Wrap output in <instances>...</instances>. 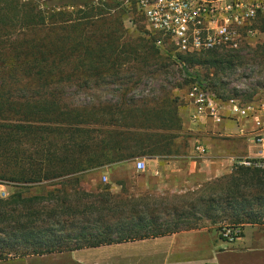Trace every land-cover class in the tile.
<instances>
[{
  "label": "trees",
  "instance_id": "trees-1",
  "mask_svg": "<svg viewBox=\"0 0 264 264\" xmlns=\"http://www.w3.org/2000/svg\"><path fill=\"white\" fill-rule=\"evenodd\" d=\"M109 2L110 0H64L59 4L53 0H46V6L50 8L89 7L91 11L96 9V17L101 14L117 16L130 12L123 2L121 5L118 2L113 6H110ZM64 14L66 16L62 20V26H56V24L48 26V22H45L40 12L30 4L23 3L21 0H0V38L16 31L24 35L21 38H15L16 42L22 40L24 50L9 52L4 48L0 52V58L6 60L10 58L24 60L22 64H0V151L6 157L10 154L9 159L14 160V169L7 171L6 175H0V178L20 183V188H23V183L59 178L66 174L81 175L88 168L106 164L116 157L131 156L134 147L131 144L132 140L146 141L145 137H136L135 129L138 127L135 112L139 111L138 109L121 110L114 104L73 106L64 100L61 95L63 89L60 87L49 88L46 91L47 96L41 99L31 95L30 97L17 96L10 101L6 89L10 78L40 79L45 76L47 81L42 84V87H47L58 76L71 77L68 73L70 70L64 71L56 61L70 62L75 53L74 49L80 44L84 45V42L79 40L78 45L72 46L75 37L71 31L76 25H72V13L64 12ZM38 27H45L47 33L43 36L25 37L28 35L26 31H32L34 28L36 30ZM59 30L64 32L60 35L56 34ZM81 38H84L83 34ZM148 38L154 43V47H159L154 34L148 35ZM258 47H264V44ZM81 49L80 57L85 59L89 52L85 47ZM164 51L175 63L178 59L189 67L204 65L219 72L239 66L243 52V50H211L199 54H178L175 58L172 51ZM157 52V49L154 50V53ZM121 53L115 50L111 53L109 59L111 57L114 61L110 68L94 65L86 67L85 64L82 72L87 77L102 76L108 70L118 73L120 71L112 67H115L117 61L124 59V54ZM98 56L101 59L107 57L102 53ZM187 74L191 82L200 79L197 74L190 71ZM205 79L209 81L218 97L223 99L230 97L218 91L215 81L210 78ZM24 88L34 95L41 91L40 83L25 84L22 89ZM251 97L252 95H249L247 99H241L248 102ZM128 101L133 104L135 99L130 97ZM163 102L170 105V108H163L156 112L154 126L167 131L181 129L182 117L178 106H172L174 101L168 96ZM11 110L14 112L13 116H11ZM143 113L146 114L145 110ZM14 116L15 121L11 123ZM85 125L89 127L98 125V134L88 137L89 135L85 133L94 132L95 129L84 128ZM169 136L173 137V135ZM63 137L65 140L61 141ZM10 142L14 143L12 148H9ZM26 142L40 146L28 152L27 148L22 146ZM59 142L63 144L59 145ZM66 148H68V154L65 155L63 150ZM146 150L145 153L152 157L171 151L162 147L161 141L152 138ZM74 183H80L79 178H76ZM23 195V190H17L6 199L0 198V260L8 259L10 251L16 256L42 254L63 248L99 246L105 243L162 236L182 230L203 228L209 224L216 226L219 231L224 226L240 228L239 236H241L242 227L245 225L264 223V168L238 166L228 174L204 182L195 190L156 198L149 196L134 198L125 203L127 209H123L122 206L125 205L122 202L106 206L107 214L101 224L102 230L96 234H87L83 231L81 235H59L53 234L55 230L49 225L38 226L37 224L45 218L55 219L58 214H76L86 209L78 210L77 207L64 204L66 200H61L60 211L56 208L41 211L32 204L29 205L31 198ZM10 203L16 206L21 205L22 212L18 208L7 210L6 207ZM139 205L144 206L140 208ZM220 235L223 237L222 234Z\"/></svg>",
  "mask_w": 264,
  "mask_h": 264
},
{
  "label": "rangeland",
  "instance_id": "rangeland-1",
  "mask_svg": "<svg viewBox=\"0 0 264 264\" xmlns=\"http://www.w3.org/2000/svg\"><path fill=\"white\" fill-rule=\"evenodd\" d=\"M64 0H53V2L62 3ZM23 3L30 4L35 7L37 11L44 17L48 26L56 24L62 26V20L65 19L64 12L72 13L71 33L75 37L74 44L78 45L79 40L84 42L75 48V53L70 62L56 61L61 69L64 71L70 70V78H62L58 76L54 78V82L47 87H42V84L47 81L45 76L40 79L36 78H10L7 83V95L10 101L17 96L30 97L41 99L46 97V91L49 88L60 87L63 89L61 94L64 100L68 101L70 105H117L121 110H128L130 108L138 109L135 112L137 127L135 129L136 137H145V142H135L131 156L116 157L114 160L96 166L95 168H88L81 175L66 174L59 178L45 179L39 182L15 183L10 187V195L17 190H23L26 198H31L28 204H32L39 210L48 211L56 208L61 210L59 205L61 200H66L64 204L77 207L78 210L84 212L76 214H58L55 219L45 218L44 221L39 222L38 226H47L54 228L53 234H82L86 231L87 234H96L101 228L104 217H106V206H113L114 203L132 201L138 198L166 196L174 193H158L162 186L156 187L157 182L151 173L154 170L152 156L145 153L148 142L152 139H157L162 142V147L165 149L170 147L173 142H188L189 134L183 130L182 132L167 131L154 126L153 120L156 119V112L163 108H170V105L164 104V98L171 97L174 101L172 106L177 105L180 109L182 106L189 104L187 100V91L190 86V77L187 72L197 74L201 79L210 78L215 84L219 92L226 96L236 98H246L249 95H254L257 92L264 91V47L245 48L241 53L242 59L239 66L219 72L215 69L208 68L204 65L194 66L190 70L180 67L177 63L169 58L168 54L162 47H154V43L149 40L148 35L152 34L144 16L139 12L136 6L130 7L129 13L119 14L117 16H110L108 14H101L98 17L96 9L91 11L89 7L83 6H65L50 8L46 6V0H21ZM121 5V0H110V6L114 4ZM63 12V14H61ZM51 14L57 15L56 17ZM68 16V15H67ZM84 16V18H83ZM54 21V23H52ZM57 21V22H56ZM35 29V28H34ZM28 30L25 37H33V35L43 36L47 33L45 27H38L36 30ZM41 29V30H38ZM64 30H59L56 34H62ZM81 34L84 38H81ZM24 35L18 31L0 38V52L5 49L10 51L24 50L22 40L15 41V38H21ZM109 40V42H108ZM82 47L87 48L89 55L83 59L80 57ZM157 53H154V48ZM118 48V49H117ZM122 52L124 59L115 63V67L120 72L108 70L102 76L93 75L87 77L82 72L84 65L86 67L103 66L110 68L113 66V59H109L111 53ZM106 54L104 59L99 58V54ZM22 64L24 60H6L0 58V64ZM119 63V64H118ZM117 70V71H118ZM67 72V71H66ZM20 83V84H18ZM40 83L41 91L38 94L28 92L27 88L22 89L25 84ZM70 86H62V85ZM26 90V91H22ZM27 92V93H25ZM126 95L123 96V94ZM45 94V95H44ZM134 98L135 102L130 104L128 98ZM131 106V107H129ZM145 110L146 114L143 113ZM11 110V116H13ZM180 113V112H179ZM15 121V116L11 119V123ZM84 128H94L95 131L85 133L88 137L98 134V125L92 127L84 126ZM11 131V129H9ZM158 133V135L156 134ZM162 134V135H159ZM173 135V137L169 136ZM84 136V134H83ZM67 135L65 136L66 139ZM64 137L61 141L65 140ZM148 139V140H147ZM30 142V141H29ZM63 144L59 142V145ZM14 143L10 142L12 148ZM23 148H27L28 152L36 150L40 145H32L31 143H23ZM68 148L64 149V154H68ZM10 154L6 157L0 151V175H6L9 170L14 169V160L9 159ZM143 158L145 160V169H138L136 160ZM27 160V159H26ZM135 163V165H133ZM7 172V173H6ZM127 176L125 184L120 191H116V184L119 176ZM104 176L107 177L104 180ZM150 176V177H149ZM150 179L149 185L145 186V179ZM79 178L80 183H74V180ZM204 180L203 182L212 181ZM155 186V187H152ZM195 190V189H194ZM35 197V198H33ZM33 198V199H32ZM123 209H127L126 206ZM140 206V205H139ZM138 206V207H139ZM144 205H141L143 207ZM7 210L10 208L22 209L21 205L8 204ZM22 212V210L20 211ZM264 216V215H263ZM264 221V220H263ZM264 224V223H262ZM241 232V231H240ZM82 237V236H81ZM18 257L14 252L10 251L8 258ZM0 264H18L16 262H3Z\"/></svg>",
  "mask_w": 264,
  "mask_h": 264
},
{
  "label": "crops",
  "instance_id": "crops-1",
  "mask_svg": "<svg viewBox=\"0 0 264 264\" xmlns=\"http://www.w3.org/2000/svg\"><path fill=\"white\" fill-rule=\"evenodd\" d=\"M248 102L254 104L256 111H250L247 117L226 111L221 122L210 117L195 121L190 104L179 109L182 117L179 132L185 130L189 134L188 142L170 143L169 153L151 158L154 165L151 177L156 179V187L163 189L158 193L197 189L203 179H216L236 169V159L255 156L254 131L258 118H264V91L252 95ZM200 143L206 148L203 155L196 149ZM125 178L119 176L116 191L121 190ZM147 179L145 186L150 183ZM5 261L18 264H264V224H247L242 227V235L232 240L221 237L216 226L209 224L144 239L26 254L0 263Z\"/></svg>",
  "mask_w": 264,
  "mask_h": 264
},
{
  "label": "built area",
  "instance_id": "built-area-1",
  "mask_svg": "<svg viewBox=\"0 0 264 264\" xmlns=\"http://www.w3.org/2000/svg\"><path fill=\"white\" fill-rule=\"evenodd\" d=\"M130 9L132 5L144 16L156 44L164 50L178 54H199L211 50L241 51L264 44V0H121ZM177 64L191 69L177 59ZM187 100L192 107V118H213L221 122L226 111L247 117L256 111L254 104L241 98L218 97L207 79L190 83ZM264 106V104H262ZM257 144L255 156L235 160L236 167L264 168V118H258L254 131ZM203 155V143L196 147ZM138 169H145V160H136ZM107 177L104 176V180ZM15 183L0 178V198L10 196V187ZM264 220V216H263ZM241 229L224 226L220 234L226 239L239 237Z\"/></svg>",
  "mask_w": 264,
  "mask_h": 264
}]
</instances>
